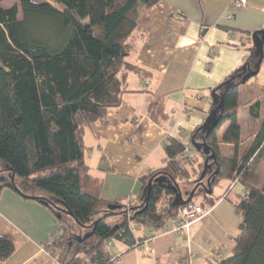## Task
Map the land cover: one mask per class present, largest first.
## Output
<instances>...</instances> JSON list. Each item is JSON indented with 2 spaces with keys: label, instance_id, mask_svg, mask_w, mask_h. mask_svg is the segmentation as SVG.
Returning <instances> with one entry per match:
<instances>
[{
  "label": "trees",
  "instance_id": "16d2710c",
  "mask_svg": "<svg viewBox=\"0 0 264 264\" xmlns=\"http://www.w3.org/2000/svg\"><path fill=\"white\" fill-rule=\"evenodd\" d=\"M3 1L0 162L4 168L0 169V191L11 187L58 216H71L86 229L83 236L66 238L62 233L51 244L59 249L75 244V252L65 264H121L111 254L109 242L120 241L133 248L145 240L135 235L136 228L155 233L165 230L183 206L176 202L177 186L182 191L195 178L199 183L205 168L207 156L192 141H204L216 154V163L210 160L214 165L207 169V176L219 169L212 189L222 178L245 187V193L234 200L242 223L232 254L211 264H264V184L260 185L257 175L263 157L264 118L258 124L257 100L249 108L253 135L240 153L239 94L247 81L236 77L227 91L223 85L243 66L213 89L224 96L215 126L210 131L198 126L188 145L168 137L165 165L141 178L140 195L131 196V203L127 199L107 202L101 198L103 180L91 173L85 161V133L109 108L122 103L131 72L150 74L129 61L131 41L142 30L139 7L148 10L160 0H18L7 8ZM252 35L248 38L253 41ZM255 60L254 49L250 62ZM211 104L210 112L215 107L213 97ZM147 114L158 124L167 122L166 95L154 93ZM221 143L233 145V153L224 154ZM201 188L195 196L201 194ZM194 197L190 203H196ZM213 203L212 199L207 208L202 202L196 204L206 210ZM17 248V241L0 234V264Z\"/></svg>",
  "mask_w": 264,
  "mask_h": 264
},
{
  "label": "crops",
  "instance_id": "0c3cea01",
  "mask_svg": "<svg viewBox=\"0 0 264 264\" xmlns=\"http://www.w3.org/2000/svg\"><path fill=\"white\" fill-rule=\"evenodd\" d=\"M231 2L160 0L148 10L139 7L142 30L132 38L129 61L150 74L145 77L131 72L122 103L109 108L106 116L92 123L85 133V161L91 173L103 180L104 201L124 202L129 196H139L141 178L165 165L164 143L168 137L188 145L192 131L209 116L213 89L250 61L254 45L248 34L264 29V0H248L240 9L233 8ZM154 93L166 95L170 118L164 124L154 122L147 114ZM239 95L238 111L240 106L247 109V135L241 136V153L253 135L249 108L257 100L258 124L264 118V60L259 72L240 87ZM238 118L240 121V113ZM220 145L224 154L233 153V145ZM262 151L258 179L264 146ZM203 181L206 183V179ZM231 183L222 184L225 189L215 194H206L209 198L200 187L204 207L212 199L214 203L184 234L162 233L146 241L155 231L136 228L135 235L145 237L144 242L129 248L112 241L108 246L111 254L121 264H211L229 257L242 223L234 200L245 193L241 182L239 190L236 182ZM69 230L76 236L86 233L67 214L58 216L11 187L0 191V234L18 243L16 252L1 264H65L73 254L58 257L57 251L64 247L51 244L62 233L67 237Z\"/></svg>",
  "mask_w": 264,
  "mask_h": 264
},
{
  "label": "water",
  "instance_id": "95a60500",
  "mask_svg": "<svg viewBox=\"0 0 264 264\" xmlns=\"http://www.w3.org/2000/svg\"><path fill=\"white\" fill-rule=\"evenodd\" d=\"M252 37H253L254 49H255L256 55H257V60H255L253 63H251L250 61L246 62L243 65V68H242L243 70L239 74H237V75L231 77L230 79L226 80L223 83L224 86L226 85L225 91L229 90L232 87V80L235 79L236 77L243 76L242 82L245 83L251 77L255 76L259 72V70L261 68V64L264 60V29L255 31L253 33ZM212 97H213L215 107L210 112L206 121L201 125V128L204 129V131H210L215 126L216 121H217V117H218V111H219L220 107L222 106L223 100H224V96L217 94L216 90L212 91ZM192 145L198 151H202L207 157L205 159L204 171L202 172V174L200 176L201 181L191 191L188 198H184L180 187L177 186L178 195L176 198V202H179L180 204H183V205H185L191 201V199L195 196L196 191L198 190V188L200 186L202 187L203 191L206 192V194H212V192H213V190L211 188L212 182L214 181V176L219 171V169L217 167L209 176H207V169H209V168L212 169L214 163H216V160H215L216 154L212 149H210V147L204 141H202V142L192 141ZM210 160H214V163H209ZM204 179H206V183L203 181ZM149 186H151V181L149 182ZM149 191H150V188H149ZM148 198H149V195H147L146 200H148Z\"/></svg>",
  "mask_w": 264,
  "mask_h": 264
},
{
  "label": "built area",
  "instance_id": "2783aa9c",
  "mask_svg": "<svg viewBox=\"0 0 264 264\" xmlns=\"http://www.w3.org/2000/svg\"><path fill=\"white\" fill-rule=\"evenodd\" d=\"M248 0H232L231 6L235 9H240L244 6H246ZM148 82L146 81V84ZM127 201L131 203L133 201V198L129 196L127 198ZM207 210H205L200 204L196 203H187L183 205L178 215L171 219L167 228L159 233H153L150 236L146 238V241H152L157 235L162 233H176V234H184L193 222L201 219ZM139 244V243H138ZM108 245H111V242L108 243ZM184 264H187L186 262Z\"/></svg>",
  "mask_w": 264,
  "mask_h": 264
},
{
  "label": "rangeland",
  "instance_id": "374dc122",
  "mask_svg": "<svg viewBox=\"0 0 264 264\" xmlns=\"http://www.w3.org/2000/svg\"><path fill=\"white\" fill-rule=\"evenodd\" d=\"M35 1H45V0H35ZM17 3H18V0H4L2 2V6L7 8V7H10V6H12L14 4H17ZM246 110L247 109L243 108L242 106L239 107L240 121L242 123V136L243 137H245L247 135V127H246V124H247V111ZM245 148H246V146H243L241 148V153H243L245 151ZM193 152H194L193 154H195V152H197V151L194 149ZM224 152H226V151L224 150ZM0 164H2V163L0 162ZM195 180L197 181V179L195 178L194 180H192L194 182H190V183H187V184L184 185V189L182 190L183 193H184V197H186L188 195V192H191L196 187V185L198 184V182L195 183ZM227 181L229 182L228 179L222 178L219 182H217L214 185V188L212 189L214 194L217 193L221 188L225 189L224 187H222V184L227 183ZM259 182H260L261 185L264 184V164L262 165L261 170H260ZM235 184H238L236 189L239 190L240 189V183L236 182ZM203 199H204V197H203L202 194L197 195V196L194 197V201L196 203H200ZM69 235H73V231L69 230L67 237H69ZM63 250L62 251H59V250L57 251L56 254H57L58 257H60V256L63 257V256H65L68 253L74 254V252H75V244L74 243L65 244ZM110 250H111V248H110Z\"/></svg>",
  "mask_w": 264,
  "mask_h": 264
},
{
  "label": "flooded vegetation",
  "instance_id": "af4514ba",
  "mask_svg": "<svg viewBox=\"0 0 264 264\" xmlns=\"http://www.w3.org/2000/svg\"><path fill=\"white\" fill-rule=\"evenodd\" d=\"M209 176V175H208Z\"/></svg>",
  "mask_w": 264,
  "mask_h": 264
}]
</instances>
